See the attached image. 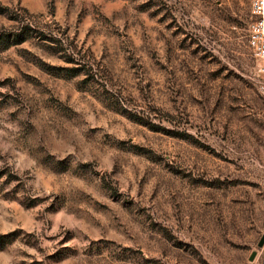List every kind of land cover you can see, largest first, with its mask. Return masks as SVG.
Instances as JSON below:
<instances>
[{"label":"rangeland","instance_id":"1","mask_svg":"<svg viewBox=\"0 0 264 264\" xmlns=\"http://www.w3.org/2000/svg\"><path fill=\"white\" fill-rule=\"evenodd\" d=\"M249 21V0H0V264H264Z\"/></svg>","mask_w":264,"mask_h":264},{"label":"built area","instance_id":"2","mask_svg":"<svg viewBox=\"0 0 264 264\" xmlns=\"http://www.w3.org/2000/svg\"><path fill=\"white\" fill-rule=\"evenodd\" d=\"M249 15L246 43L257 60L259 89L264 97V0H249Z\"/></svg>","mask_w":264,"mask_h":264},{"label":"water","instance_id":"3","mask_svg":"<svg viewBox=\"0 0 264 264\" xmlns=\"http://www.w3.org/2000/svg\"><path fill=\"white\" fill-rule=\"evenodd\" d=\"M263 241H264V237L262 236V237L259 239L257 245H258V246H261L262 243H263ZM253 255H254L253 253L250 255L249 260L252 259Z\"/></svg>","mask_w":264,"mask_h":264},{"label":"trees","instance_id":"4","mask_svg":"<svg viewBox=\"0 0 264 264\" xmlns=\"http://www.w3.org/2000/svg\"><path fill=\"white\" fill-rule=\"evenodd\" d=\"M19 35V33L17 34V36ZM21 40H23V38L21 37V38H15V40H14V42L15 43H19Z\"/></svg>","mask_w":264,"mask_h":264}]
</instances>
